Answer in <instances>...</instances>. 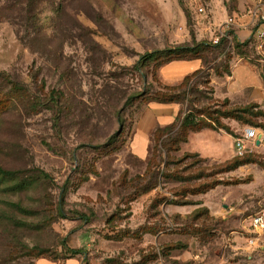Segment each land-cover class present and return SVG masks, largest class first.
Returning a JSON list of instances; mask_svg holds the SVG:
<instances>
[{"label": "rangeland", "instance_id": "374dc122", "mask_svg": "<svg viewBox=\"0 0 264 264\" xmlns=\"http://www.w3.org/2000/svg\"><path fill=\"white\" fill-rule=\"evenodd\" d=\"M202 1L0 0V167L50 176L21 191L0 179V264H69L64 243L82 251L79 264H264V236L247 244L251 217L264 212L263 116L222 118L238 136L252 127L262 139L251 146L256 161L233 170L179 153V137L162 142L175 127L145 160L130 148L139 111L180 93L160 77L165 58L149 54L217 23ZM227 2L229 17L250 20L254 0ZM212 27L203 40L217 35ZM237 52L264 80V49ZM203 56L222 71L234 55L228 45ZM209 74L191 82L186 109L264 110L224 106Z\"/></svg>", "mask_w": 264, "mask_h": 264}, {"label": "crops", "instance_id": "0c3cea01", "mask_svg": "<svg viewBox=\"0 0 264 264\" xmlns=\"http://www.w3.org/2000/svg\"><path fill=\"white\" fill-rule=\"evenodd\" d=\"M217 2L216 0L209 2L217 18V23L212 24V26H216V31L229 17L225 11V5L228 4L227 0H217ZM244 18L247 19V17ZM242 20L238 21L235 34L240 41L244 42L250 39L253 30L248 26L251 24L250 20L245 23ZM212 26L210 23V26L202 29L201 37L205 36V33L209 34ZM200 35L197 38L198 41L203 40ZM212 38L210 36L207 40L211 41ZM204 67L205 63L202 59L176 60L161 67L160 77L165 83L180 84L186 76ZM230 68L231 74L224 76L216 74L213 68L210 69L212 72L210 83L214 87V97L220 100L229 99L238 103H263L264 80L256 65L246 58L234 57L230 61ZM185 114L184 104L178 102L168 104L156 102L143 107L135 119L130 143L132 153L137 158L147 159L156 133L159 130L165 131L172 127H175L173 131H176ZM235 141L236 137L226 131L204 128L199 131H190L187 141L180 144L178 152L181 154L197 153L206 159L225 162L237 155ZM69 264H79V262L76 259H71Z\"/></svg>", "mask_w": 264, "mask_h": 264}, {"label": "trees", "instance_id": "16d2710c", "mask_svg": "<svg viewBox=\"0 0 264 264\" xmlns=\"http://www.w3.org/2000/svg\"><path fill=\"white\" fill-rule=\"evenodd\" d=\"M207 4L206 2L200 0V3ZM232 35L231 39L228 38H222L218 44H213L209 40H194L192 43H184V44H179L174 47H170L164 50H159L156 51L155 53L149 54L150 57H153L155 55H162V57L165 58V61L163 64L160 66V69L163 65L170 63L172 61L176 60H192V59H202L205 63V67L193 74H190L184 78V80L179 84L177 89H180V93L177 94H169V95H164L163 98H160L156 100L157 103H184L186 100L187 95L189 92L192 91L191 87V82L194 80L197 82V78H199L201 75H206L209 76V71L210 69H214L215 73L224 76L226 74L230 75L231 74V68H230V61L234 57H242L240 55V52H237L238 49H241L243 47L247 46H253L255 49H257V40L252 37L244 42L240 41L238 37L236 36L235 32H230ZM229 45L230 49L232 50V53L234 56H230L227 58V67H223L222 71L217 70V67L210 65V62L208 59H206L203 56V52L208 50V49H213V50H219L221 48H226ZM245 58V57H242ZM210 82V78L207 80ZM224 106H228L231 104V101L229 99L224 100ZM257 109V111H255ZM263 116L264 117V110L260 108L258 104L250 103L246 105L245 107H234L229 110H225L224 112H214L211 111L208 114H205L203 111H198L195 108L189 106L186 109V114L184 118L181 120V124L178 127L176 131H172L168 136L165 138H161L162 142H168L170 140H174L176 137H179V140H177V148L176 150H180V144L182 142H186L188 139V135L190 131H199L204 128H210L216 131H226L233 136L240 137L241 135H237L234 131L231 130V128L225 124L222 121V118L224 119H234L237 120L241 123L245 124H252L253 119L251 116ZM264 127V126H262ZM163 130H159L156 133L155 139L159 136L162 135ZM154 139V140H155ZM252 152H246L243 155H236L230 160L225 161V163L229 166V170L236 169L244 164L247 163H252L255 162L256 160L253 158L251 155ZM189 155H194L195 157H200L202 159H206L201 157L197 153H186ZM20 174V171H11V170H6L2 167H0V179L1 180H9V182L13 183L12 188L15 191H21L24 189H29L33 186H35L40 180H47L50 178L49 174H47L45 171H40L38 175L31 177V178H18ZM39 180V181H38ZM218 183H207L205 184V189L208 190L210 188H214ZM198 191H202L201 188L199 187L197 189ZM67 192V188H64V191L62 193V199L64 200V196ZM58 213L61 217H64L65 215L63 214V207H60L58 210ZM63 246L66 248V250L70 253L69 259H75V257L78 254H82L81 250L77 249H71L67 247V244L64 243Z\"/></svg>", "mask_w": 264, "mask_h": 264}, {"label": "built area", "instance_id": "2783aa9c", "mask_svg": "<svg viewBox=\"0 0 264 264\" xmlns=\"http://www.w3.org/2000/svg\"><path fill=\"white\" fill-rule=\"evenodd\" d=\"M204 7H199V13H203ZM250 22L253 26L251 37L257 40V48L264 49V0H254V6L250 7L249 11ZM237 19L234 16L228 17L219 27L217 35L212 38L213 44H218L222 38L231 39L230 32H235ZM260 139L258 131L255 128L247 127L240 137L236 138L237 155H243L246 152H252L251 146H256ZM262 141V139H261ZM251 234L247 239L248 246L256 247L263 240L264 236V212L254 214L250 219Z\"/></svg>", "mask_w": 264, "mask_h": 264}, {"label": "water", "instance_id": "95a60500", "mask_svg": "<svg viewBox=\"0 0 264 264\" xmlns=\"http://www.w3.org/2000/svg\"><path fill=\"white\" fill-rule=\"evenodd\" d=\"M257 144H258V145L261 144V136H260V139L258 140Z\"/></svg>", "mask_w": 264, "mask_h": 264}]
</instances>
